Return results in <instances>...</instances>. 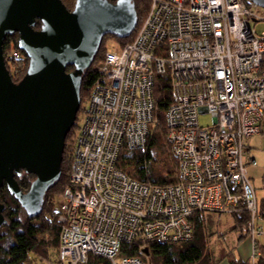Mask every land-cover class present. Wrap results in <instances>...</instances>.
Wrapping results in <instances>:
<instances>
[{
  "label": "built area",
  "instance_id": "obj_1",
  "mask_svg": "<svg viewBox=\"0 0 264 264\" xmlns=\"http://www.w3.org/2000/svg\"><path fill=\"white\" fill-rule=\"evenodd\" d=\"M258 23L264 8L248 0H150L133 39L112 44L93 65L97 77L74 130L69 183L58 209L56 264H151L149 243L188 242L206 215L244 212L255 264L264 224L247 141L262 132L264 120ZM156 75L172 82L167 139L179 181L170 185L141 182L118 165L124 147L148 145ZM200 114H210L213 124L202 126ZM125 245H137L138 253H124Z\"/></svg>",
  "mask_w": 264,
  "mask_h": 264
},
{
  "label": "water",
  "instance_id": "obj_2",
  "mask_svg": "<svg viewBox=\"0 0 264 264\" xmlns=\"http://www.w3.org/2000/svg\"><path fill=\"white\" fill-rule=\"evenodd\" d=\"M248 1L264 8V0ZM137 24L134 0H76L71 10L62 0H0V188L6 184L31 217L42 212L47 191L61 176L83 77L104 37H129ZM14 33L29 58L18 82L3 48ZM23 172L35 176L27 191L16 178ZM5 208L0 199V228L8 222Z\"/></svg>",
  "mask_w": 264,
  "mask_h": 264
},
{
  "label": "trees",
  "instance_id": "obj_3",
  "mask_svg": "<svg viewBox=\"0 0 264 264\" xmlns=\"http://www.w3.org/2000/svg\"><path fill=\"white\" fill-rule=\"evenodd\" d=\"M66 6L71 10L74 7L76 0H62ZM116 2L117 0H110ZM137 13H138V25L145 18L146 14L141 16L145 11L147 4L150 6V0H134ZM73 4V5H72ZM142 8V9H141ZM41 22H38L36 28H40ZM135 35V30L129 37L121 38L117 35L109 34L104 37H111L113 44L123 46L127 42L131 41ZM103 39V41H104ZM103 43V42H102ZM4 56L7 67L14 81L18 82L25 75L28 65L29 58L27 55L18 47V34L14 33L9 35L3 44ZM109 47L99 48L98 53L92 65L86 70L81 94L86 93L90 96L91 88L97 74L93 71V65L103 60L105 52ZM19 51L21 57H13L12 52ZM73 66L68 67V70H72ZM153 94L155 100V127L149 138L147 147L142 149H129L124 147L119 155L118 165L122 170L128 173L131 177L153 185H170L175 184L179 181V164L178 161L173 157L176 166L177 173L174 174L173 167H171V161L168 156H164L163 151L165 147L171 152V144L167 139L168 126L166 112L168 107L173 102V91L172 82L169 75H156L154 79ZM75 127V126H74ZM74 127L70 130L67 137L74 135ZM166 138V139H165ZM67 141V138H66ZM69 144V143H67ZM67 144L63 153L62 160V173L59 180L47 191L45 195L43 210L40 214L31 217L22 207L20 202L12 195L7 189L6 184H3L0 188V199L5 205L4 215L7 219V224L2 226L5 227L4 233L0 232V264H33L32 255H41L44 258L49 256L50 250H59V239L61 224L58 221V211L56 218L50 224L37 223L42 218L44 219L47 215L54 213V200L55 197L65 189L69 183L68 169L66 165L67 160ZM71 172V170H70ZM33 174L23 172L20 176H16L19 185L22 190L27 191L31 185ZM260 215L262 222L264 223V199L260 201ZM210 215H206L203 219L197 220L195 237L193 240L180 243V244H162V243H149L146 246V253L151 256V264H216L215 259L212 255V249H208L206 234V225L203 222L205 218ZM43 221V219H41ZM46 220V219H45ZM234 223L240 225L243 230L241 237H249V222L250 214L247 212L241 215L235 214L232 217ZM41 221V222H42ZM0 228V230H1ZM239 229V230H240ZM256 244L258 248H262L263 252L260 253L262 257L256 259L255 264H264V239L263 242L257 239ZM123 251L129 255H135L138 253L137 245H125ZM223 248L220 253L222 258H228L231 264H252L250 262H243L242 260L236 259V257L229 258L228 256L222 255ZM57 257L55 264L57 263ZM261 259V260H260ZM97 261H102L97 259Z\"/></svg>",
  "mask_w": 264,
  "mask_h": 264
},
{
  "label": "rangeland",
  "instance_id": "obj_4",
  "mask_svg": "<svg viewBox=\"0 0 264 264\" xmlns=\"http://www.w3.org/2000/svg\"><path fill=\"white\" fill-rule=\"evenodd\" d=\"M148 3H149V0H148ZM147 6L148 8L146 7L145 11L141 14V16L143 14L145 15L146 12L149 10V4H147ZM256 29L258 33H261V31L264 30V23H258L256 25ZM113 43L114 42L111 37L105 38L102 43V47H107V46L109 47ZM81 98H82L81 108L78 112L77 119L74 124L75 127L73 126L75 131H77L78 128L83 123L84 109L87 105V100L89 98V95H87L86 93H84V95L81 94ZM199 120L202 126H210L213 124V120L210 114H200ZM66 144H67V152H68L66 165H67L68 174H69L71 170V166H72V135L67 137ZM247 145L250 147V156L255 159V164L248 165V173L256 188L257 197L261 201L264 198V120H263V131L260 134L253 136L252 139H249L247 141ZM163 154L164 156L169 157L171 161V167H173L174 174L176 175L177 166H176V163L173 157L171 156V152L167 150V148L165 147V151H163ZM33 179L34 177L32 176L31 181ZM63 191L64 190H62V192L55 197L54 205H53L54 213L57 212L60 207ZM42 214H43L42 218H40V220H38L37 223H44L48 225L56 218V213H55V214L47 215L45 218L46 220H45L44 215L46 213H42ZM41 219H43V221ZM203 222L206 225L205 238L207 239L208 249L213 250L212 255L215 259L216 264H231L230 261L226 258L220 259L221 248H223L222 255L225 254V256H228L231 259L232 257L235 256L236 259L238 260L240 259L243 262H250L251 254H252V246H251L250 240L247 243H240L237 240L238 235L243 233V230L240 229L242 228L240 225L234 223L231 217H221L219 215H210L207 218H205ZM261 224H264V223L262 222ZM5 231H6L5 227L1 228L0 230L1 233H4ZM261 237L262 239H264L263 236ZM240 238L244 239V237H241V235H240ZM260 238H258V240L260 241V243H262L263 240ZM259 251L260 253H262L263 249L260 248ZM260 256L262 257V255L260 254L258 256V259L260 258ZM32 257H33L32 258L33 264H55L56 257H57V250H50L49 256L47 258H44L41 255H32ZM148 257H149L148 260L150 261V263H152L151 256L149 255Z\"/></svg>",
  "mask_w": 264,
  "mask_h": 264
},
{
  "label": "crops",
  "instance_id": "obj_5",
  "mask_svg": "<svg viewBox=\"0 0 264 264\" xmlns=\"http://www.w3.org/2000/svg\"><path fill=\"white\" fill-rule=\"evenodd\" d=\"M262 131H263V122H262ZM253 138V137H252ZM251 138V139H252ZM249 147V146H248ZM250 148V147H249ZM253 158V157H252ZM264 199V198H263ZM260 201V200H259ZM233 233V232H232ZM236 233V232H235ZM261 236H259L258 238H260ZM260 239H262V237L260 238ZM237 240L240 242V243H247L249 240H250V243H251V246H252V242H251V239L249 238V237H246V238H244V239H241L240 238V235H238V238H237ZM263 240V239H262ZM249 244V243H248ZM226 259H228V258H226ZM229 260V259H228Z\"/></svg>",
  "mask_w": 264,
  "mask_h": 264
}]
</instances>
